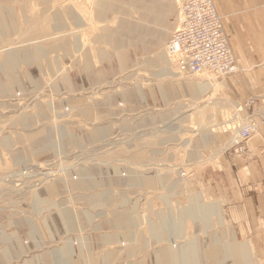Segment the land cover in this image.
I'll return each instance as SVG.
<instances>
[{
    "label": "rangeland",
    "instance_id": "1",
    "mask_svg": "<svg viewBox=\"0 0 264 264\" xmlns=\"http://www.w3.org/2000/svg\"><path fill=\"white\" fill-rule=\"evenodd\" d=\"M177 16L174 0H0V264H182L191 246L190 263L238 264L209 237L235 234L221 135L255 125L228 116L223 79L167 57Z\"/></svg>",
    "mask_w": 264,
    "mask_h": 264
},
{
    "label": "crops",
    "instance_id": "2",
    "mask_svg": "<svg viewBox=\"0 0 264 264\" xmlns=\"http://www.w3.org/2000/svg\"><path fill=\"white\" fill-rule=\"evenodd\" d=\"M213 1L240 66V71L236 74L226 78L221 77L222 83L225 84L228 116L238 115L240 119L238 125L252 123L255 125V132L244 145L245 150H237L232 154L231 132L227 131L221 135L223 138L221 144L229 150L226 161L230 169L224 171L227 193L225 199L219 201L226 203L225 207L223 206L225 210L222 209L226 215L225 223L234 230L235 234L230 232L227 237L224 236L226 240L223 243L212 231L209 237L216 250H222L225 258L234 257L238 264H248L253 257L264 262V186L261 179V167L264 161L261 152L264 149V0ZM205 85L206 87H203ZM187 88L190 92L197 89L203 95L210 86L204 83L194 88L188 84ZM224 164L227 165L226 162ZM209 206L213 217L217 214V209L215 205ZM207 208L203 207V211ZM202 218L199 216L192 219L204 221V225H212L211 230L215 225L213 218ZM220 218L217 216L216 220L223 225L224 219L220 220ZM188 219L191 218L187 217L186 210L178 226L182 237L185 230L184 223ZM232 240L239 242L237 244L229 242ZM183 253L182 264H198L195 260L194 263H190L188 259L198 258L197 247L191 246L189 251ZM215 256V250L206 251L209 260ZM178 257L179 255L172 251L166 264H179L176 261Z\"/></svg>",
    "mask_w": 264,
    "mask_h": 264
},
{
    "label": "built area",
    "instance_id": "3",
    "mask_svg": "<svg viewBox=\"0 0 264 264\" xmlns=\"http://www.w3.org/2000/svg\"><path fill=\"white\" fill-rule=\"evenodd\" d=\"M174 1L178 23L167 45L166 55L170 61H173L179 73L202 76L206 75L204 73L210 74L211 71H215L216 77L233 74L236 62L227 48L221 20L217 18L211 0ZM199 24L208 29L211 38L206 37L205 30L198 31ZM215 24L218 27H215ZM223 53L227 55L228 61L222 59ZM250 134L249 129H243L238 140L241 139L244 142ZM262 155L264 156V151ZM261 175L264 184V164Z\"/></svg>",
    "mask_w": 264,
    "mask_h": 264
},
{
    "label": "bare ground",
    "instance_id": "4",
    "mask_svg": "<svg viewBox=\"0 0 264 264\" xmlns=\"http://www.w3.org/2000/svg\"><path fill=\"white\" fill-rule=\"evenodd\" d=\"M211 2H212V6H213L214 10H216L217 18H218L219 21H220V20H221V17H220L219 14H218V11H217V9H216V6H215V4H214V1L211 0ZM218 24H220V22H218ZM199 25H200V26H199L198 31L201 32V31L205 30V32H207L206 37H207V38H211V35H210L209 32H208V29L205 28L204 25H202V24H199ZM221 26H222V29H223L222 20H221ZM215 27H218V26L215 24ZM131 29H133V28H131ZM162 37H163V36H162ZM223 37H224V40H225V42H226L227 48H228V50L230 51V54H231L232 59L234 60V62H236L235 70H234V73H233V74H236L237 72L240 71V67H239L238 61H237V59H236V57H235V55H234V51H233L232 46H231V44H230V42H229L228 36H227L226 33L224 32V30H223ZM169 40H170V39H169ZM223 47H224V46H223ZM224 49H226V48L224 47ZM228 50L226 49L227 53H228ZM221 57H222L223 60L228 61L227 55H226L225 53H223ZM229 60H231V59H229ZM164 63H165V62H164ZM166 72H167V71H166ZM204 74L214 76L215 78L225 77V76H219V77H216L217 75H216L215 71H211L210 74H209V73H204ZM233 74H231V75H233ZM166 75H168V76H172V77L175 76L174 73L172 74V73H169V72H167ZM229 76H230V75H229ZM226 77H227V76H226ZM203 87H206V85L203 86ZM199 89H200V87H199ZM243 129H249L250 132L252 131V127H251V126H246V127L241 128V129H240V130H239V131H238V132L232 137V140H231V143H232V144H233L235 141L238 140V138L240 137L241 131H242Z\"/></svg>",
    "mask_w": 264,
    "mask_h": 264
}]
</instances>
